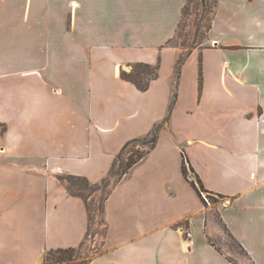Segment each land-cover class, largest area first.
<instances>
[{
  "label": "crops",
  "instance_id": "1",
  "mask_svg": "<svg viewBox=\"0 0 264 264\" xmlns=\"http://www.w3.org/2000/svg\"><path fill=\"white\" fill-rule=\"evenodd\" d=\"M186 1L0 0V264L77 248L88 211L63 178L101 183L156 126L154 148L110 190L88 264H231L183 157L264 264V0H215L206 43L184 54L168 42ZM136 63L159 65L145 91L121 77Z\"/></svg>",
  "mask_w": 264,
  "mask_h": 264
},
{
  "label": "rangeland",
  "instance_id": "2",
  "mask_svg": "<svg viewBox=\"0 0 264 264\" xmlns=\"http://www.w3.org/2000/svg\"><path fill=\"white\" fill-rule=\"evenodd\" d=\"M215 8V0H188L186 3L182 19L179 23L176 35L171 41L172 45H177L183 52H186L193 46L203 45L207 39V28L209 20L212 17ZM15 43V42H14ZM146 150L142 148L139 143H134L123 153V155L116 162L114 169L110 176V181L104 189L111 186L112 182L118 180L121 168L127 163L131 151ZM188 176L191 180L196 181L191 172L188 171ZM80 185L78 184L77 187ZM85 192V191H83ZM92 195L89 191L85 195ZM95 194V193H94ZM101 191L96 193L95 196H101ZM202 198L206 201V207L212 212L213 222L220 230V237L211 238L210 241L229 259L235 264H252L247 256L240 250L236 249L232 244V239L228 236L223 223L220 221L218 208L228 205L230 202L226 198L209 196L206 192H201ZM88 200H92L90 197ZM95 211V210H94ZM92 227L82 245L76 248V252L71 256L69 254L50 253L44 256L43 264H88L89 258L95 256L100 252L104 228L100 225L98 220V212L96 211ZM97 225V226H96ZM97 233V237L94 238ZM46 257V258H45ZM250 257V256H249ZM251 259V257H250ZM252 260V259H251ZM254 264V263H253Z\"/></svg>",
  "mask_w": 264,
  "mask_h": 264
},
{
  "label": "trees",
  "instance_id": "3",
  "mask_svg": "<svg viewBox=\"0 0 264 264\" xmlns=\"http://www.w3.org/2000/svg\"><path fill=\"white\" fill-rule=\"evenodd\" d=\"M187 2H188V0L186 1V3ZM185 6H186V4H185ZM185 6L182 9V16L184 13ZM213 14H214V12H213ZM213 14H212V16H213ZM211 20H212V17L208 23L207 33L211 27ZM178 27H179V25H178ZM168 44H171V41H169ZM175 46H177V45H175ZM195 47L196 46H193V47L189 48L186 52H183V53L187 54L192 48H195ZM183 57H184L183 54L179 55L177 64L180 65ZM158 69H159V65H149V64H145V63H136L134 65H131L130 71L126 72V71L122 70L121 71V77H122V79L129 81L132 84H134L138 90L145 91L148 89L150 81L153 79H156L158 77ZM158 133H159V126H156L147 137L141 138V139H135V140H132L129 143H127L124 146V148L120 151V153L116 156V158L114 159L112 168L110 169L107 176L99 184L91 185L86 178L79 177V176H67V177L63 178L67 183L68 191L73 195L81 197L84 200V202H86V207H87V211H88V220H89L87 235L91 230L92 222L94 221V217L97 216L96 211L98 212V216H99V220H98L99 224L104 223L101 215L103 214L104 203H105V201H106V199L110 193L111 188L114 187L115 185H117L119 183V181L121 180L122 176L125 175L135 164H137L139 161H141L152 148H154L156 141H157V138H158ZM134 143H139L142 148H147V149L146 150L145 149L140 150V151H134V150L131 151L129 158L127 159L128 160L127 163L124 166H123V164L120 166L121 172H120V176L118 177V180L115 182H112L111 186L108 187L107 189H104L103 186H106V184H108V182L111 179L110 176H111V173L114 169L116 162L123 155V153L129 148V146L134 144ZM181 171H182L183 176L186 178V180L189 181L192 188L197 192V194L199 195V197L201 198V200L205 206H206V201L202 198V195H201V192H203V191L206 192L209 196L215 195L217 197L226 198L223 195L214 194L212 192H209L204 188V186L202 185V182L198 178L197 174L195 173V171L191 167V165H190V163L186 157H183L182 165H181ZM188 171L193 174L196 181L191 180L189 178ZM78 184L80 185L79 187H77ZM83 191H85L86 193H87V191H89L90 194L91 193H93V194L91 196L89 194L85 195V192H83ZM97 191H101V194H100L101 196H99V197L95 196ZM94 193H95V195H94ZM90 197H92V200H88ZM219 218H220V215H219ZM220 221L223 223L225 230L228 232V236L232 239V241H233L232 245L236 249H240L247 256V258L251 261V263L253 264L248 253L241 246V244L233 237V235L230 233V231L228 230V228L226 227V225L224 224V222L222 221L221 218H220ZM82 243L78 247H80L82 245ZM210 243L212 246L215 247V249L218 252H220L222 255H224L211 241H210ZM53 252L58 253V254L59 253L60 254H69L72 256L76 252V248L57 249L54 251L47 252V255L50 253H53ZM92 258H93V256L89 258V261ZM226 259L231 264H235L228 257H226Z\"/></svg>",
  "mask_w": 264,
  "mask_h": 264
},
{
  "label": "built area",
  "instance_id": "4",
  "mask_svg": "<svg viewBox=\"0 0 264 264\" xmlns=\"http://www.w3.org/2000/svg\"><path fill=\"white\" fill-rule=\"evenodd\" d=\"M100 225H103V224L101 223ZM185 236H186V239H187V242H188V246L192 247L194 245V241L192 239L191 232L190 231H186ZM96 237H97V233L95 234L94 238H96Z\"/></svg>",
  "mask_w": 264,
  "mask_h": 264
}]
</instances>
